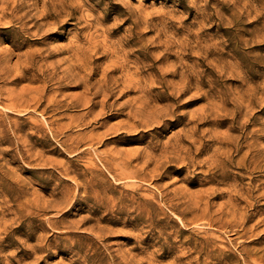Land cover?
I'll return each instance as SVG.
<instances>
[{
    "label": "rangeland",
    "instance_id": "374dc122",
    "mask_svg": "<svg viewBox=\"0 0 264 264\" xmlns=\"http://www.w3.org/2000/svg\"><path fill=\"white\" fill-rule=\"evenodd\" d=\"M0 264H264V0H0Z\"/></svg>",
    "mask_w": 264,
    "mask_h": 264
},
{
    "label": "bare ground",
    "instance_id": "6f19581e",
    "mask_svg": "<svg viewBox=\"0 0 264 264\" xmlns=\"http://www.w3.org/2000/svg\"><path fill=\"white\" fill-rule=\"evenodd\" d=\"M90 88V87H89Z\"/></svg>",
    "mask_w": 264,
    "mask_h": 264
}]
</instances>
